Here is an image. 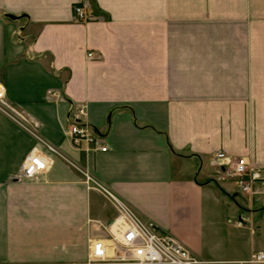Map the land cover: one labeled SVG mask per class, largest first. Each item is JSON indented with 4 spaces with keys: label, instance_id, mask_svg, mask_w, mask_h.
<instances>
[{
    "label": "crops",
    "instance_id": "1",
    "mask_svg": "<svg viewBox=\"0 0 264 264\" xmlns=\"http://www.w3.org/2000/svg\"><path fill=\"white\" fill-rule=\"evenodd\" d=\"M0 82L27 119L0 108V264H85L110 238L86 169L203 259L264 249V207L216 159L246 156L264 183V0H0ZM78 104L96 142L69 134ZM34 148L51 165L17 179Z\"/></svg>",
    "mask_w": 264,
    "mask_h": 264
},
{
    "label": "built area",
    "instance_id": "2",
    "mask_svg": "<svg viewBox=\"0 0 264 264\" xmlns=\"http://www.w3.org/2000/svg\"><path fill=\"white\" fill-rule=\"evenodd\" d=\"M75 18L80 21H87L93 18L84 2L74 5ZM93 53L89 52L88 57L92 58ZM53 96V92L49 91ZM5 87L0 82V108L14 119V113L21 123L27 121L25 116L5 101ZM86 115V106L78 104L70 121L69 134L74 142L79 144L82 140L96 142L97 136L89 133L87 125L83 121ZM38 140L48 150L61 156L56 146L52 145L40 135ZM103 147L102 150H106ZM216 159L218 167L227 173L229 177L236 180L243 193L254 197L264 195V183L258 170H256L246 156L231 158L225 152H218ZM52 163L51 157L38 148H34L27 156L17 179H29L38 176L46 171ZM84 177L90 187L98 190H106L115 200L119 215L113 226L117 224L116 230L111 229L109 239H90L89 254L85 264H232L226 261H210L194 254L182 241L172 233L165 232L152 221H144L124 200L113 195L97 178L89 171L84 170ZM261 183V184H260ZM236 264H264V250L253 251L250 258Z\"/></svg>",
    "mask_w": 264,
    "mask_h": 264
},
{
    "label": "rangeland",
    "instance_id": "3",
    "mask_svg": "<svg viewBox=\"0 0 264 264\" xmlns=\"http://www.w3.org/2000/svg\"><path fill=\"white\" fill-rule=\"evenodd\" d=\"M14 117H16V120L18 121V117L16 116V114L14 113ZM221 172H223V170L220 169ZM224 173V172H223ZM227 174V173H225ZM228 176V175H227ZM232 178V177H230ZM239 187V186H238ZM239 190V189H238ZM101 191V190H100ZM103 191V194L104 196L113 204V206L115 207L116 211H117V217L119 215V211H118V208L116 206V203H115V200L111 197V195L106 191V190H102ZM239 194L236 196V199L243 204H246V201L248 200L249 201V198L251 197L250 195L246 194V193H243L241 190L238 192ZM251 199L254 200V203H253V209L258 207V208H263L264 207V198H263V195H254V197H252ZM133 209V208H132ZM136 214H138V212L133 209ZM253 213V212H252ZM138 217L142 220L145 221L144 218L141 217V215L138 214ZM245 217L247 218L248 216L245 215ZM116 220V219H115ZM146 221H149V220H146ZM247 221V220H245ZM255 227V226H254ZM257 238L259 237V235L261 234V236H263V232L262 231H257ZM264 248V247H263ZM264 250V249H263ZM256 251V250H254ZM250 258V257H249ZM248 260V259H247ZM238 262H241V261H238ZM232 264H236L237 262H231Z\"/></svg>",
    "mask_w": 264,
    "mask_h": 264
},
{
    "label": "trees",
    "instance_id": "4",
    "mask_svg": "<svg viewBox=\"0 0 264 264\" xmlns=\"http://www.w3.org/2000/svg\"><path fill=\"white\" fill-rule=\"evenodd\" d=\"M7 16H8V17H11V18H15V19H16V18H18V17H16V16L9 15V14H8ZM221 189H222V188H221ZM222 191H224V192H225V190H223V189H222ZM225 193H226V192H225Z\"/></svg>",
    "mask_w": 264,
    "mask_h": 264
},
{
    "label": "bare ground",
    "instance_id": "5",
    "mask_svg": "<svg viewBox=\"0 0 264 264\" xmlns=\"http://www.w3.org/2000/svg\"><path fill=\"white\" fill-rule=\"evenodd\" d=\"M114 226H115V229H114V230H116L117 224H116V225H114Z\"/></svg>",
    "mask_w": 264,
    "mask_h": 264
}]
</instances>
